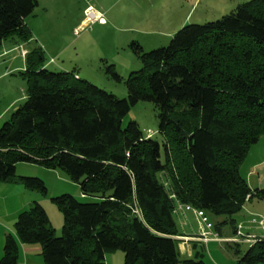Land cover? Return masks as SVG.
<instances>
[{
    "label": "trees",
    "instance_id": "obj_1",
    "mask_svg": "<svg viewBox=\"0 0 264 264\" xmlns=\"http://www.w3.org/2000/svg\"><path fill=\"white\" fill-rule=\"evenodd\" d=\"M38 4L0 0V48L14 36L33 39L26 20ZM130 47L143 68L127 79L125 99L74 72L48 70L42 49L26 55L28 98L0 129V182L47 195L42 180L16 175L19 163L37 164L63 171L93 200L52 199L64 217L60 236L33 202L7 235L0 264H18L21 244L40 245L44 264H106V253L119 250L124 264H206L202 250L189 258L179 251L176 199L211 220L225 217L214 223L219 233L225 225L236 230L234 218L248 201L264 200V188H251L240 172L264 135V0L187 25L167 47ZM109 71L120 81L113 66ZM139 102L159 110L164 158L160 142L136 122L123 126ZM235 253L238 264H264V239Z\"/></svg>",
    "mask_w": 264,
    "mask_h": 264
},
{
    "label": "rangeland",
    "instance_id": "obj_2",
    "mask_svg": "<svg viewBox=\"0 0 264 264\" xmlns=\"http://www.w3.org/2000/svg\"><path fill=\"white\" fill-rule=\"evenodd\" d=\"M248 1L251 0H38V7L26 20L33 39L26 43L14 36L6 40V48H0V129L28 98L25 73L29 52L42 49L48 70L79 72L82 80L125 99L129 94L127 79L143 68L141 58L130 47L132 42H137L144 52L167 47L172 37L185 26L219 20ZM85 9L93 11L94 15L98 13V18L92 23L81 24L90 12ZM99 17L103 21H99ZM7 50L10 51L3 54ZM111 66L120 81L110 73ZM184 108L178 107V113L181 114ZM129 122H136L146 138L149 131L153 133L152 138L160 142L164 158L166 136L159 130L161 121L157 107L151 102H139L124 117L123 126ZM240 172L251 188H264V135L251 147ZM16 175L38 178L45 183L47 195L34 191L41 201L33 202L45 208L58 236L64 217L52 199L69 194L82 202L93 200H84L79 184L61 170L19 163ZM162 181L170 189L167 177L164 176ZM132 208L136 213L137 208ZM215 219L212 217L214 227ZM235 219L239 220V215ZM225 226L231 229L230 225ZM221 239L220 244L217 242L205 248V263L238 264L235 248L226 245L233 242ZM114 252L121 255L124 264V253L121 250Z\"/></svg>",
    "mask_w": 264,
    "mask_h": 264
},
{
    "label": "crops",
    "instance_id": "obj_3",
    "mask_svg": "<svg viewBox=\"0 0 264 264\" xmlns=\"http://www.w3.org/2000/svg\"><path fill=\"white\" fill-rule=\"evenodd\" d=\"M86 11L87 9H85V12ZM86 19L87 18H85L81 22V24L86 23V21H88ZM5 42L6 40L3 41L1 48L3 47L6 48ZM8 51L10 50L4 51L3 54L7 53ZM76 75L80 79H82L81 78L82 76L79 72H77ZM252 188L254 189L258 187H252ZM33 201H39V202L41 201L38 198L37 193H35L34 191L27 190L18 183L0 182V261L4 256V245L7 235L9 234L15 235V223L17 221L19 214L22 213L23 211L28 210L31 207ZM238 215H239V220H236L235 218L234 219L236 220L237 228L239 226L242 227L241 229L242 233L249 235L251 237H262L264 235L263 231L258 227V225L253 222L254 219H258L259 217L264 216V200L248 201ZM215 218H216L215 222L217 220L224 221L226 219L225 217H219V218L215 217ZM177 222L180 229V235H178L177 237L182 236V237L192 238L193 230L196 229V220L194 215L190 212L186 213V219H182L181 217L177 219ZM237 228L236 230H232V228L228 230V227L224 226L222 228V233L219 232L218 233L221 235L222 238L226 239V242L228 243L229 242L228 240L234 239L236 237ZM175 239L177 240V238ZM177 243L180 253L184 257L189 258L192 257L195 254V252L198 250H202L204 253L205 248L208 247V245L216 244L217 242L216 241L210 242L206 246L200 244V246L201 247L203 246L202 248L204 249H200L201 248L200 246L198 247V249H195L194 245L197 244V242L190 239H188L187 241L179 240ZM218 243L220 244V242ZM226 245L231 249L236 248L237 246L241 251L243 250L242 247L246 245L245 246L246 248L242 252H246L250 248L249 242H239V243L233 242L231 244H226ZM220 249L222 248L220 247ZM18 264H44L41 246L37 244H33V245L21 244ZM106 264H122L121 255L118 252L106 253Z\"/></svg>",
    "mask_w": 264,
    "mask_h": 264
},
{
    "label": "built area",
    "instance_id": "obj_4",
    "mask_svg": "<svg viewBox=\"0 0 264 264\" xmlns=\"http://www.w3.org/2000/svg\"><path fill=\"white\" fill-rule=\"evenodd\" d=\"M88 11V10H87ZM97 19V16L94 14L87 17L88 22L92 23L93 20L95 21ZM103 21V20H99ZM148 138L153 137V133L149 131ZM165 184V183H164ZM166 186V184H165ZM171 198L176 199L175 195H171ZM192 213L196 220V229L193 230V237H176L177 240L187 241L188 239L194 240L197 243L201 245H208L210 242L216 241L220 242L221 236L219 233L216 232L215 227L212 223V220L210 219L209 215L206 213V211L202 209H198L190 204H184L178 199L175 201V208H174V215L178 218L186 219V213ZM137 214H141L138 209H136ZM253 222L258 225V227L263 231L264 233V216L259 217L258 219H254ZM242 227L239 226L236 231V237L234 239L228 240L229 242L239 243L242 241L249 242L250 245H253L257 239V237H251L249 235H246L242 233L241 231ZM264 239V235L260 237Z\"/></svg>",
    "mask_w": 264,
    "mask_h": 264
},
{
    "label": "bare ground",
    "instance_id": "obj_5",
    "mask_svg": "<svg viewBox=\"0 0 264 264\" xmlns=\"http://www.w3.org/2000/svg\"><path fill=\"white\" fill-rule=\"evenodd\" d=\"M89 10V9H88ZM90 11V12H89ZM88 12H89V14H88V16H90V15H92L93 14V11H91V10H89ZM95 16H99L98 14L97 15H95ZM98 18V17H97ZM99 20H103V18L102 17H99ZM87 24V23H86Z\"/></svg>",
    "mask_w": 264,
    "mask_h": 264
}]
</instances>
